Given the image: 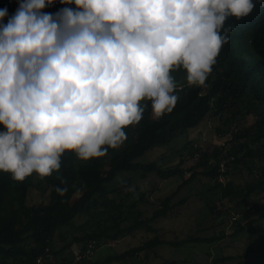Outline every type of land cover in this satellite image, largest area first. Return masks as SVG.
<instances>
[{"label": "clouds", "instance_id": "1", "mask_svg": "<svg viewBox=\"0 0 264 264\" xmlns=\"http://www.w3.org/2000/svg\"><path fill=\"white\" fill-rule=\"evenodd\" d=\"M54 2L17 0L10 15L0 8V172L16 181L59 178L66 153L88 161L119 147L144 102L153 118L170 112L178 99L172 73L204 85L236 24L264 7V0H59L57 11H42ZM208 140L209 152L227 155L216 137Z\"/></svg>", "mask_w": 264, "mask_h": 264}, {"label": "trees", "instance_id": "2", "mask_svg": "<svg viewBox=\"0 0 264 264\" xmlns=\"http://www.w3.org/2000/svg\"><path fill=\"white\" fill-rule=\"evenodd\" d=\"M5 6L10 15L17 7V0H0V8ZM63 6L56 0L42 11L55 12ZM172 74L177 85H182L176 90L178 99L172 110L153 118L150 102H144L141 120L125 128L126 139L119 147L88 161H79L71 153L63 154L59 178L55 172L40 178L43 184L39 189L44 193L48 191L46 202L27 203L28 192L35 187L33 174L16 181L0 172V264H112L140 255L145 258L149 253L156 255V247L165 243L178 247L188 243H212L223 237L224 230L218 235H190L180 241L162 238L152 223L184 202V199L170 202L179 186L159 199L151 215L145 216L140 204L147 202L146 192L134 186L130 178H118L131 171L152 172L162 179L179 174L181 184L198 174L203 175L211 182L208 190H217L218 195L206 200L210 217L225 214L222 221L225 227L232 228L231 235L241 233L250 223L264 218V7L256 4L249 16L236 24L232 38L222 46L204 85L188 86L183 70ZM247 115L256 119L247 123ZM209 116L221 120L216 130L222 131L232 123L236 126L232 130L231 148L223 151L227 153L224 182L217 180L220 157L217 147L214 152H202L188 167L191 172L184 179L182 158L166 167L155 161H139L148 150L186 134ZM189 147L191 156L194 148L191 141ZM58 188L63 191H57ZM232 211L237 212L238 217L230 223L228 216ZM80 215L86 217L77 226L83 233L74 235L70 243H77L78 251L83 252L85 245L93 242L92 255L75 260L76 251L70 258L63 255L57 259L58 252L70 247L66 244L56 252L53 249L59 228L75 227L74 219ZM141 228L153 235L120 253L109 251L102 260H92L99 246H111ZM243 253L233 262L227 261L235 256L223 255L213 257L208 264H264V238L252 239ZM39 256L41 263L36 261ZM161 262L174 264L167 260Z\"/></svg>", "mask_w": 264, "mask_h": 264}, {"label": "rangeland", "instance_id": "3", "mask_svg": "<svg viewBox=\"0 0 264 264\" xmlns=\"http://www.w3.org/2000/svg\"><path fill=\"white\" fill-rule=\"evenodd\" d=\"M255 119V116L247 115L245 121L252 123ZM223 124L224 122H222ZM218 126H221L220 119L213 116L206 117L186 134L178 135L168 143L157 145L148 150L139 158V161H155L161 166L166 167L175 165L182 158L183 164L181 168H186L185 170L188 171V167L195 162L190 156L189 142L197 139L199 131L204 130L207 131L210 142L214 143L216 141L214 133ZM142 174V171H131L122 173L118 178H130L134 186L146 192L148 203L140 204L145 216L151 215L152 210L158 205L159 199L170 195L178 186L179 190L170 202L174 203L180 199H184L182 204L170 209L166 216L153 221L152 225L156 229L155 232L161 235L162 238L168 241H180L188 238L190 235L213 236L218 235L224 230L222 232L223 237L212 243H188L178 247L165 243L156 247V255H150L149 253L145 258L140 255L112 264H161V261L165 260L167 262L173 261L174 264H208L213 257L223 255L235 256V258L227 261L233 262L244 254L243 252L248 249V244L252 239L264 238V218L250 223L241 233L231 235L232 228L230 226L225 227V222L224 220L222 221V217L225 214L218 217L211 215L210 217L206 200L218 195H216L217 190H208L211 182L203 175L198 174L186 184H181L182 179L179 174L166 179L159 178L152 172ZM188 176L189 174L184 173L183 179ZM33 179L35 187L29 190L27 203L37 204L39 202H46L48 191L44 193L39 189L38 186L43 184L40 177L33 174ZM85 219L84 215L77 216L74 219L75 227L62 226L59 228V234L55 237L56 246L53 249L56 252L66 244H69L70 247L62 252H58L56 255L57 259L63 255L70 258L73 253L78 251V244L75 242L70 243V241L73 240L74 235H82L83 231L77 228V226L84 222ZM152 235L153 233L143 228L138 229L114 241L111 246H99L92 260H102L109 251L120 253Z\"/></svg>", "mask_w": 264, "mask_h": 264}, {"label": "built area", "instance_id": "4", "mask_svg": "<svg viewBox=\"0 0 264 264\" xmlns=\"http://www.w3.org/2000/svg\"><path fill=\"white\" fill-rule=\"evenodd\" d=\"M182 87V85H177V88L180 89ZM231 134H232V129H228L224 132H217L215 133V137H216V145L220 148V149H230L231 148V142H230V138H231ZM193 155H192V159L196 160L200 157V155L202 154V152L204 151H210V143L209 140L207 138V135L204 131H201L199 134V138L193 142ZM212 147V146H211ZM227 157L224 154H220V157L218 158V165H217V171H218V179L222 182H224L225 179V173H226V166H225V161H226ZM213 164L215 163L213 159H211ZM264 199V198H263ZM238 217V213H231V215L229 216V222L231 223L232 221H234L235 219H237ZM93 252V242H88L85 247L83 252L82 251H77L75 253V260H79L82 257L85 258H89L92 255ZM51 258V255H50ZM37 263H41L42 262V258L41 256L37 257L36 259Z\"/></svg>", "mask_w": 264, "mask_h": 264}]
</instances>
